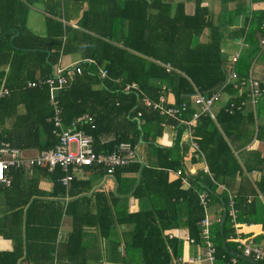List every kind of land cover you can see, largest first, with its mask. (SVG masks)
Masks as SVG:
<instances>
[{
  "label": "trees",
  "instance_id": "obj_1",
  "mask_svg": "<svg viewBox=\"0 0 264 264\" xmlns=\"http://www.w3.org/2000/svg\"><path fill=\"white\" fill-rule=\"evenodd\" d=\"M30 1L44 3L50 15L45 18L44 36L35 35L25 25ZM172 1L0 0V79L6 68L4 86L9 90L0 98V138L18 148L34 147L38 151L56 143L47 87H27L26 82L49 76L60 55L79 53L81 59L74 65L80 72L67 78L64 87L56 93L62 122L66 125L83 113L89 114L93 127L87 124L83 128L91 136L97 152H110L122 141L133 146L143 145L144 160L117 167L112 173L115 176L123 172L137 173L132 195L136 198L147 196L152 204L149 210L125 213L121 217H114L110 209L103 206L98 220L101 237L108 235L115 222L128 225L130 229L124 231L122 237L126 249L124 255L136 253L139 256L136 264H173V257L180 254L181 240L168 238L163 231L184 226L188 236L200 244L199 223L204 211L198 194L203 191L207 208H218L215 212L212 209L216 219L209 226L215 246V264H235L231 262L232 258L235 262L251 264L237 256L236 243L227 241L234 235L230 217L225 215L221 228L219 221L222 208L227 205V190L232 194L236 209L235 221L246 223L253 217L257 193L264 192V171L254 182L245 175L264 167V118L255 126L253 112L246 109V105L242 110L234 109L230 113L225 110L230 102L237 104L247 99L248 88L244 83L252 54L238 60L237 77L223 85L226 71L220 53L218 26L210 21L198 3L188 15L180 1L173 10ZM83 3L86 7L77 16ZM69 5L73 6L74 9L69 10L74 14L67 12ZM71 16L76 18V27L64 23ZM251 21L244 41L259 48L258 37L264 36L260 27L264 22V11L253 12ZM206 27H210L209 36L206 41L198 42V36ZM163 63L173 69L165 71ZM98 68L105 69L106 78L98 77ZM128 82H134L137 89L123 90V84ZM221 85L226 100L217 106L214 119L207 114L199 115L192 132L198 147L193 160H203L209 174L202 170L187 174L189 186L182 189L179 180L167 181V170L182 165L176 146L163 147L154 142L161 134L162 123L177 122L144 106L141 99L146 96L155 101L169 91L174 97L173 104L179 105L182 101L189 102V95L194 91L207 94ZM20 106L22 112L18 111ZM137 111L140 112L138 124ZM191 112L189 107L185 117ZM255 114L264 116V106L256 108ZM105 135L112 137L101 144L100 138ZM253 138L263 143L262 151L249 147ZM238 149L243 151L242 155ZM54 174V177L59 175L58 169ZM237 175L244 183L234 188L233 179ZM215 183L224 188L217 192ZM54 185L61 192L64 190L59 182L54 181ZM3 189L7 192L10 188L0 185V192ZM96 195L102 196L101 193ZM248 196L252 198L247 199ZM83 200L86 197H76L65 209L72 215L73 226L65 245L59 246L62 251L53 254L56 221L49 235L43 233L40 236L37 249L41 254L34 256L32 253V264H62L63 258L69 264H85L88 255L81 245L83 218L92 220V216L88 212H77L76 207L85 203ZM31 207L32 199L24 213L16 211L1 215L0 234L6 235V226L15 230L22 217L23 241H32L27 229L32 225ZM11 217L16 219L11 220ZM42 227L41 231L45 225ZM13 241L18 243V237H13ZM66 249L73 254L63 252ZM0 264H17V253L1 252ZM126 264H133V261Z\"/></svg>",
  "mask_w": 264,
  "mask_h": 264
},
{
  "label": "crops",
  "instance_id": "obj_2",
  "mask_svg": "<svg viewBox=\"0 0 264 264\" xmlns=\"http://www.w3.org/2000/svg\"><path fill=\"white\" fill-rule=\"evenodd\" d=\"M178 1L182 3L184 13L188 15L193 13L195 4L198 3V6L203 8L207 12L210 21L218 26L221 38L220 53L224 60L223 63L225 66L224 69L226 71V76L230 71H235L237 74L236 65L238 60L241 57H246L248 54H252L249 60L250 66L248 68V76L260 77L264 73V46L259 43L260 38H262L263 36L258 37L257 45H259V48H256V46L253 47L252 45L244 41V38L246 37L247 32L250 29V25L252 24V13L255 11H264V0H173L171 2L173 10L175 9L176 2ZM85 7V3H83L80 9L77 11V16L80 15L81 10L85 9ZM70 8L74 9L72 5H69L67 8V12L74 14L73 10H69ZM48 16L50 15L45 9L44 3L38 1L32 3V1H30L26 14L25 25L35 35L44 36L46 30L45 18ZM75 22L76 18L71 16L69 20L65 21L64 23L69 24L72 27H76ZM209 34L210 27L204 28L203 32L198 36V42L206 41ZM80 59L81 58L79 53L75 52L60 55L52 68L54 66H72ZM165 64L167 63L162 64L164 68ZM5 76L6 68L4 69V73L0 79V82L1 80H3L4 82ZM163 97L166 104H173L174 97L171 92L166 91ZM222 102H224V100L219 102L215 106L214 114L216 109L218 108L217 106ZM260 106H264V103L258 104L256 108H259ZM189 107H191L192 110L195 109V106L193 105H189ZM51 108L53 112V107L51 106ZM22 110V106L18 107L19 112H22ZM255 111L253 114V120L256 126L259 121L263 120L264 116L257 117ZM62 125L66 126L63 124V122ZM85 125L87 124H81L80 127L84 130L83 127ZM88 125L91 128L93 127V123L92 126L90 124ZM111 137V135L102 136L100 138V143L102 144L110 140ZM154 142L163 147L176 146L177 153L180 156V162L182 164L176 169H181L186 175L194 174L195 171L202 170V167L206 166L203 160H193L196 149H194L192 143L195 142L193 141V138L192 140H189L187 138V136L185 135L184 127L178 122L175 124L170 122L162 123L161 134L154 139ZM249 145L251 149H259L260 151L263 150V143L256 140L255 138H253L249 142ZM136 148L139 153L140 159L144 160L145 147L139 144L136 145ZM21 149H24L28 154H34L39 150L34 147ZM241 152L243 151L238 149V153ZM56 169H58L59 175L54 177ZM176 169L167 170V181L171 182L177 179L180 182V179L175 173ZM263 171L264 167L261 170H254L252 173H245V175L251 182H254L258 180ZM205 173L209 174V172ZM62 175L63 171H61L59 168H54L52 171H46L44 168L32 167L23 168L19 171L11 172V182L9 185L10 187H7L10 189L7 192L4 191L5 189L0 192V216L16 211H22L24 213L26 210V205H28V203L32 199V225H29V227L27 226L32 241H27V243L31 245L30 247L23 241L25 232L22 223V217H19V224L17 225L15 230L9 228V226H6V229H4L6 235L0 234V253L15 252L17 253V264H32V253H34V256H37L36 253H38V255L41 254L39 249H37L38 244L40 246V236L43 233H47V235H49L56 221L57 223L55 230L57 231V237L54 242L56 249L53 250V254L56 255V253L61 252L62 250H59V246H61L62 244L65 245V240L73 226L72 215L70 213H67L65 209L70 200H73L76 197L83 196L86 197V200H83L85 201V203L82 202V204L76 207L77 212H88V214L92 216V220L83 218L85 221L83 224L84 233L82 235L81 245L86 249L88 255L85 264H126L129 260L131 262L133 261V264H136L139 259V256L136 253L131 252L133 253L132 256L124 255L126 254V249H124V242L122 241V237L124 234L123 232L128 231L130 229V226L118 224L115 222L113 225H111L108 235L105 237H101V234L98 230V220L101 208H103V206L109 208L114 217H121L125 213L149 210L151 208L152 204L147 196L136 198L132 195V190L134 187L133 182L137 178V173L123 172L115 176L114 173L110 175L106 174L105 171L99 167L85 168L82 172H76L67 187L63 186L64 190L61 192L59 187L54 185V181L59 182V178ZM233 180H235V183L232 185L234 188H236L239 184L244 183L243 179L238 175ZM215 184L217 192H220L224 188L222 184ZM188 186L189 182L187 186H182L180 183V188L182 189H186ZM227 192L230 194V196L232 195L228 190ZM97 193H101L102 196L96 195ZM249 198H252V196H248L247 199ZM212 209L215 212L216 210H218V208L214 206L210 209L211 211L209 210V207L207 208V210L210 211L209 213L206 211L210 222L216 219L215 215L212 212ZM23 213L21 215H23ZM95 216H97L98 218H96ZM15 219L16 218L11 217V220ZM263 219L264 192H258L255 197V211L250 222L246 223L244 221H235V218L233 221L230 219V222L233 226L234 235L233 237H229L227 241L236 243L235 240L239 238L250 239L256 244L264 243V229L262 228ZM42 224L45 225L43 231H41V228H43ZM167 232L174 234L175 236H173V238L181 240V250L179 256H195L196 254L203 252L202 242L199 244L195 243L194 241L193 243H188L185 241V237L189 236L187 229L184 226L167 228L163 231V234L167 236ZM210 235V239L213 243V234ZM13 237H18V243H14ZM115 241H118L117 245H115ZM63 252L67 254H73V252H69L68 249H66L65 251L63 250ZM232 253L233 252H231V254ZM243 260L251 264H259L253 261L251 262L245 259ZM62 262V264H69V262H67L65 258H63ZM213 263L215 264V257ZM232 263L245 264L238 261ZM192 264L206 263L200 260Z\"/></svg>",
  "mask_w": 264,
  "mask_h": 264
},
{
  "label": "built area",
  "instance_id": "obj_3",
  "mask_svg": "<svg viewBox=\"0 0 264 264\" xmlns=\"http://www.w3.org/2000/svg\"><path fill=\"white\" fill-rule=\"evenodd\" d=\"M264 30V22L260 24ZM259 43L264 46V36L260 38ZM173 68L169 64H165V70L169 71ZM80 68L75 65L54 66L51 74L44 78L36 80H28L27 87L46 85L48 90V103L53 107L54 116L52 118L53 129L52 133L56 137V143L48 149L40 150L34 154L26 153L24 149L11 145L7 140L0 138V185L8 187L11 182V172L19 171L23 168H44L46 171H52L54 168H59L63 171V175L59 178L62 186L67 187L73 179L76 172H82L85 168L101 167L106 174H112V171L117 167H123L131 162L140 160L136 146L129 142H119L110 152H97L93 148V141L89 134L85 133L80 127L81 124H90L92 126V118L89 114L83 113L72 119L66 126L62 125L60 118V109L57 104L56 93L64 87L67 78L74 73H79ZM98 77L106 78V71L103 68H98ZM237 74L235 71H230L223 85L235 79ZM118 81V80H117ZM248 88L247 99L235 102H230L225 110L232 112L242 110L246 105V109L252 110L253 114L258 104L264 103V73L260 77L248 76L244 83ZM211 93H200L194 91L189 95V102L182 101L179 105L166 104L163 95H160L157 101H150L143 96L141 102L146 107L157 110L159 114L171 117L185 129V135L189 140H192L193 128L196 124V119L201 114H207L211 119H214V107L221 101L226 100V96L222 91V86ZM123 90L137 89L134 82L124 83ZM9 90L4 86L3 80L0 82V98L6 96ZM225 98H224V97ZM189 105L195 106L188 117L185 114ZM140 116L137 111L136 117ZM192 146L197 151V146L192 143ZM204 172H208L206 166L202 167ZM253 171H251L252 173ZM175 173L180 179L182 186L188 185L187 175L181 169H176ZM228 193V192H227ZM199 203L201 204L204 216L200 220V239L202 242L203 252L195 256H176L173 257V264H192L197 261H204L206 264H214V245L210 239L209 232L210 220L207 216V200L206 195L202 191L198 194ZM226 214L233 221L236 216V210L233 206V201L228 193V201L226 205ZM167 237L172 238L174 234L167 232ZM185 241L193 243L189 237H185ZM236 247L239 249L237 256H244L253 261L264 264V243L256 244L250 239L235 240ZM235 262V259H231ZM52 264H61L53 262Z\"/></svg>",
  "mask_w": 264,
  "mask_h": 264
},
{
  "label": "water",
  "instance_id": "obj_4",
  "mask_svg": "<svg viewBox=\"0 0 264 264\" xmlns=\"http://www.w3.org/2000/svg\"><path fill=\"white\" fill-rule=\"evenodd\" d=\"M136 123L138 124L139 123V119H136ZM226 215V212H225V209L222 208V215H221V218H220V221H219V225H220V228L222 227V223H223V220H224V217ZM243 259L245 260H248V261H251V259L247 258V257H244V256H241Z\"/></svg>",
  "mask_w": 264,
  "mask_h": 264
},
{
  "label": "rangeland",
  "instance_id": "obj_5",
  "mask_svg": "<svg viewBox=\"0 0 264 264\" xmlns=\"http://www.w3.org/2000/svg\"><path fill=\"white\" fill-rule=\"evenodd\" d=\"M244 49H245V47H244ZM215 108V107H214ZM253 261V260H252Z\"/></svg>",
  "mask_w": 264,
  "mask_h": 264
}]
</instances>
